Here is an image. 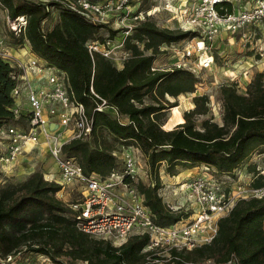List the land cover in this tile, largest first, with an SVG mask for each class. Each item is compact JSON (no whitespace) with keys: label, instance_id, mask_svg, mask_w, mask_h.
Masks as SVG:
<instances>
[{"label":"trees","instance_id":"1","mask_svg":"<svg viewBox=\"0 0 264 264\" xmlns=\"http://www.w3.org/2000/svg\"><path fill=\"white\" fill-rule=\"evenodd\" d=\"M0 5L10 20L26 18L23 33L18 37L10 33L11 41L27 44L32 54L64 72L73 98L92 119L91 139L71 140L62 146V153L75 158L84 175L104 179L121 167L119 148L136 145L145 159L149 183L138 180L135 186L156 224L172 225L187 217L169 209L159 196L161 167L174 175L176 167L205 165L216 176H233L254 154L264 157V70L254 75L243 94L234 84L220 86L221 124L211 119L197 121L209 112L207 96L199 95L192 97L193 108L183 113L177 121L180 124L164 130L166 111L177 106L179 95L195 92L197 78L184 69L151 71V67L162 46L190 39L193 32L159 28L147 18L126 37L124 49L130 56L117 68L100 54H90L87 44L102 40V29L110 38L118 30L91 23L56 0H0ZM221 7L220 14L234 10L230 3ZM54 14V24L44 26ZM15 71L11 63L0 59V125H16L24 117L16 119L12 112ZM102 101L107 110L98 112L95 108ZM248 171L250 185L263 187L260 172L254 167ZM60 189L42 173L31 174L19 186L0 189V264H12L7 259L18 255L23 246L36 257H47L51 264H61L60 257L66 258L64 264H150L151 252H142L148 243L146 235L129 237L120 247H113L79 231L68 205L56 198ZM170 255L174 264L203 260L264 264V198L238 200L217 221L209 244L189 251L171 250Z\"/></svg>","mask_w":264,"mask_h":264},{"label":"built area","instance_id":"2","mask_svg":"<svg viewBox=\"0 0 264 264\" xmlns=\"http://www.w3.org/2000/svg\"><path fill=\"white\" fill-rule=\"evenodd\" d=\"M56 1L91 23L108 25V20L119 17V22L122 24L125 20L123 16L125 17L128 12L132 13L133 0ZM182 1L184 2L176 9H170L169 12L173 13L181 30L196 31L201 39L197 48L193 47V51L203 50L198 56V65L201 69H207L213 64V57L209 54L207 44L210 42L211 45L217 33L221 30L229 34L240 33L246 26L256 25L260 20L264 21L263 5L253 11L249 9L240 11L235 9V3L231 0ZM224 3H230L234 7L232 13H219L218 9H221ZM149 14V10L138 11L132 19L137 23L143 22ZM5 22L7 32L14 37L20 36L26 26L24 16L10 20L6 15ZM135 25L120 29L119 37L107 36L102 40L89 42L87 44L89 53H98L112 64L117 61L121 67L123 61L130 56L124 49L125 39ZM183 25L188 28L184 29ZM116 39L117 44L114 43ZM178 43L164 45L160 50L173 48ZM200 43L203 44L202 47ZM25 46L31 53L29 46L27 44ZM116 49L121 50L119 57H116ZM193 51L184 49L183 59H189L194 54ZM10 58L6 41L0 35V59L8 61L16 69L11 76L16 81L11 93L15 101L12 112L16 119L24 115L22 123L0 125V140L3 142V150H0V169L12 165L20 154L43 140L58 171V179L53 182L61 189L56 194V198L64 187L77 186L83 190L79 201L67 204L79 231L94 239L107 241L113 247H120L129 237L146 235L148 243L142 252H151V254L171 250L189 251L212 241L217 231V221L227 216L238 200L264 198V186L254 188L250 185L251 187L245 190L241 184H238L232 192L228 184L232 182L229 175L216 176L211 173L206 177H196L182 184L189 199L197 207L193 218L182 219L167 226L156 224L150 210L144 205L143 196L135 186L138 182L136 155L142 156L139 148L134 144L121 146L116 152L121 164L120 169L104 179L96 175H84L75 158L66 157L62 153V146L71 140H90L92 119L86 114L84 105L73 98L65 73L35 55L25 63L12 61ZM171 66L168 70L161 71L183 69L184 62L178 61ZM154 70L159 69L152 65L151 71ZM22 95L27 104V111L20 103L22 100L20 102L17 100ZM95 110L98 112L107 110L106 102L102 101ZM114 110L110 109L112 113H116ZM120 152L122 156L119 155ZM262 176L264 177V174ZM39 257H44L47 264H51L47 257ZM147 259L149 260V257ZM184 264H233V261L215 263L213 260H203Z\"/></svg>","mask_w":264,"mask_h":264},{"label":"rangeland","instance_id":"3","mask_svg":"<svg viewBox=\"0 0 264 264\" xmlns=\"http://www.w3.org/2000/svg\"><path fill=\"white\" fill-rule=\"evenodd\" d=\"M95 2H101L103 0H93ZM235 3V9L241 10H251L253 11L260 5L264 6V0H231ZM182 0H133L131 2L132 13L128 12L123 18L124 22L120 24L119 18L108 20V26L112 30H120L124 28L132 27L137 24L136 21L132 19L133 15L138 11H150L149 19L155 22L156 26L163 29L169 30H181L179 24L174 18L173 13L169 12L170 9H176ZM134 11V13H133ZM263 11V10H262ZM54 13V12H53ZM6 11L0 7V35L6 41V47H12L16 52H23L24 56L20 62H28L34 54L28 52V47L25 44H14L11 41V36L8 35L5 17ZM264 15V11H263ZM147 19V17L145 18ZM56 20V15L54 14L52 19L45 22L44 26L50 27L54 24ZM184 29L188 27L183 25ZM180 28V29H179ZM183 31V30H181ZM188 31V30H184ZM191 31V30H189ZM100 36L107 37L108 32L105 29L100 30ZM194 37L181 41L173 48H168L167 50H162V53L156 58L153 63L154 68L159 70H168L171 68L172 64L178 63V61L184 62V68L191 73H193L197 78V83L195 86V92L193 94H184L177 97V106L170 108L166 111L167 121L164 125V129L177 124L178 117L180 118L185 111L193 108L191 99L194 96L205 95L208 98V108L209 112L204 117H198L197 121L200 122L203 119H211L212 121L221 124L222 117V104L220 101L219 88L223 84H234L239 93L243 94L248 83L252 80L254 75L258 72L264 70V21L260 20L256 25L246 26L240 33L235 32V34H229L225 30H221L217 33L215 37L207 44L209 54L213 57V64L207 69H201L198 65V56L203 52L193 51V47L197 48L200 38L197 36V32H193ZM116 34L115 37L118 36ZM117 44V39L114 41ZM200 47L203 46L202 43L199 44ZM184 49L193 51L194 54L189 57V59H183ZM116 57L121 55V50L116 49ZM10 52L8 51V55ZM32 54V55H31ZM11 57V55H10ZM15 61L13 58H10ZM117 67L120 68V64L114 61ZM167 99L172 102V98ZM17 100L24 101V95L19 97ZM22 103V102H21ZM23 109L27 111V104L23 105ZM174 125L172 128H174ZM61 131V129H59ZM0 150H3V142L0 140ZM122 156V152L120 154ZM120 156V157H121ZM136 161L138 163V180L144 184L149 183L148 178V168L145 163L143 156L136 155ZM196 170V175H188L185 169L182 167H177L175 173L176 179L169 175V181H167V175L165 173L164 167H161L159 178L162 175L164 180V186L158 191L160 197L163 199L167 207H171L173 211H181L186 214L187 217L183 220H189L193 218L196 211V205L189 199L186 190L182 187V184L188 183L192 179L200 176H208L209 174H214L209 167L205 165H198ZM249 167H254L256 171L264 174V157L263 155L256 153L250 157L246 162H244L239 168L234 172V175H229L232 182H228L230 191L233 192L234 187L241 184L242 187L247 190L250 186L252 174L248 171ZM207 168V169H206ZM55 171L56 166L52 158L47 152V147L43 140L39 144L30 147L25 150L22 154L18 156L16 161L7 167L0 169V189L6 186H19L21 185L31 174L42 173L43 178L46 181H55ZM166 177V178H165ZM172 178V179H171ZM163 188H165L166 195L170 192V202H165V193L163 195ZM81 187H64L62 192L57 195V199L65 204H70L75 201H79L82 197ZM246 196V195H245ZM26 246L21 247V252L14 256L9 257L7 261L12 262V264H44L46 259L38 258L34 256L31 252L27 251L29 249ZM25 250V251H24ZM170 251L158 252L157 254H150L149 260H152L150 264H174L171 262ZM64 264L66 258L60 257ZM76 264H81L76 262Z\"/></svg>","mask_w":264,"mask_h":264},{"label":"crops","instance_id":"4","mask_svg":"<svg viewBox=\"0 0 264 264\" xmlns=\"http://www.w3.org/2000/svg\"><path fill=\"white\" fill-rule=\"evenodd\" d=\"M8 35L10 36V34L8 33ZM26 47V46H25ZM8 51L10 52L9 54L11 55V58H13L15 61H19V60H22V58H23V54H24V49H23V52L21 51H19V52H16V50H14L12 47H9L8 48ZM22 102V105H25V102L24 101H21ZM20 102V103H21ZM23 107V106H22ZM182 117V116H181ZM121 119V121L122 122H126L127 120H126V118H123V117H121L120 118ZM166 124V123H165ZM164 124V125H165ZM177 124H180V123H177ZM177 124H174V125H177ZM164 125H163V129H164ZM173 125V126H174ZM172 126V127H173ZM172 127L171 128H169L168 130H171L172 129ZM164 130H167V129H164ZM199 167L198 166H195V167H193V168H188V169H185V172H188V175H192V174H194L193 176H195L196 175V170L198 169ZM176 169H177V167H176ZM176 169H175V171H176ZM167 176V181H169V175L168 174H166ZM165 177V178H166ZM174 177V179H176V176H175V173H174V175H172V178ZM55 181H57V179H58V171H57V169H56V171H55ZM171 178V179H172ZM164 180H163V177H162V175L160 176V184H161V186L163 187L164 186ZM161 189V188H160ZM165 188H163V195H164V193H165V202H170L171 201V199H170V192H168L167 193V195H166V192H165ZM163 200V199H162ZM164 202V201H163ZM168 206V205H167ZM170 208V207H169Z\"/></svg>","mask_w":264,"mask_h":264},{"label":"bare ground","instance_id":"5","mask_svg":"<svg viewBox=\"0 0 264 264\" xmlns=\"http://www.w3.org/2000/svg\"><path fill=\"white\" fill-rule=\"evenodd\" d=\"M178 121H181V117H180V118L178 117ZM176 122H177V121H176Z\"/></svg>","mask_w":264,"mask_h":264}]
</instances>
